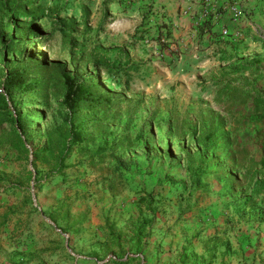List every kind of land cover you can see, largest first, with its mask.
I'll return each mask as SVG.
<instances>
[{"label":"rangeland","instance_id":"rangeland-1","mask_svg":"<svg viewBox=\"0 0 264 264\" xmlns=\"http://www.w3.org/2000/svg\"><path fill=\"white\" fill-rule=\"evenodd\" d=\"M36 4L49 12L45 23H35L32 27L41 34L51 33V38L39 37L29 46L22 43L15 51L0 43V83L6 70L17 60L24 64L44 60L48 67L32 78H48L49 86L43 90L47 91L48 100H41L37 91L23 89L13 92L8 100V113L13 117L20 113L27 121L23 134L27 145L34 149L44 144L46 131L61 122L63 110L55 96L60 82L55 70L63 64L67 71L99 74L104 86L122 91L125 100L118 106L117 122L111 126L113 134L105 137L92 133L88 148L82 153L75 150L67 159L64 171L45 177L43 170L40 185L27 181L26 169L34 170L30 162L20 164L14 159L15 151L0 148V177L5 178L0 182V214L8 212L15 218L14 232L24 226L25 230L38 231L43 223L41 208L49 211L68 199L74 200L70 208L79 203L78 216L87 215L89 220L81 235L68 241V246L73 248L68 250L73 262L78 263L82 258L71 251L116 264H206L210 257L212 264H264V195L256 198L255 205H243L242 191L227 195L219 174H207L203 179L207 183L206 191L190 198H184L183 193L181 197L183 184L188 181L185 170L188 155L203 151L192 131L210 123L217 128L214 137L220 140L205 155L206 161L213 157L214 162L223 161L230 153L225 133L232 138L242 132L244 114H234L235 107L225 110L226 97L217 94L220 84L216 81L226 77L224 73L229 71L231 63L240 62L249 66L248 69L232 72L235 74L231 77L246 88L264 92V61H250L264 58V13L257 15L253 32L236 34L241 39L249 36L250 44L243 42L237 46L233 58L225 53L220 56L217 73H196L188 62V53L182 57L184 47L178 44L181 31L172 30L171 23L154 12L149 2L37 0ZM86 12H89L90 31L79 28L73 33L80 45L71 52L53 30L55 19H79ZM9 17L10 14L4 23ZM240 19L237 21H242L243 16ZM28 21V16L10 18L8 33ZM89 54L103 57L114 68L127 69L130 62H135L139 69L130 73L129 85H125V73L95 68L87 62ZM28 73L35 72L31 68ZM0 91L6 89L0 86ZM124 135L137 138L132 144L124 142L110 152L109 145L118 143ZM243 135L252 138L256 134L251 130ZM97 145L109 147V152L101 162L91 165L88 155ZM224 165L225 173H234L228 163ZM37 167H41L40 162ZM110 181L113 191L109 189ZM16 184L27 186L28 190L22 192ZM55 188L64 192V196L54 202ZM143 193L153 194L158 211L148 243L138 253L132 239L133 219L140 211L148 214L137 203ZM98 201L107 203L106 207L100 210ZM22 219L25 222L20 224ZM109 229L119 235V246L106 240ZM6 241L1 239L2 264L9 261L8 253L11 255V245ZM10 261L12 264L13 260Z\"/></svg>","mask_w":264,"mask_h":264},{"label":"trees","instance_id":"trees-1","mask_svg":"<svg viewBox=\"0 0 264 264\" xmlns=\"http://www.w3.org/2000/svg\"><path fill=\"white\" fill-rule=\"evenodd\" d=\"M36 1L0 0V43L5 48L15 51L22 43L29 46L39 37H45L47 40L51 38V33L41 34L32 27L35 23H45L49 12L45 11L41 5H35ZM8 14L10 17L4 23ZM20 15L28 16V23L23 22L21 25H16L15 30L9 34L10 18ZM88 16L89 12H86L79 19L75 17L55 19L53 30L60 35L69 51H76L80 45L76 36L73 35L75 31L79 28L85 32L90 31ZM102 20L104 21L105 18ZM24 26L27 27L23 28ZM250 61L262 62L264 58H253ZM87 62L97 69H106L109 73H125V85H129L130 73L139 69V64L135 62H130L131 65L127 69L114 68L107 63L106 59L93 54H89ZM248 67L240 62L231 63L229 71L224 73L226 77L216 81V84H220L217 94L226 97L225 110L230 111L235 107L234 114H244L241 134H235L230 138L228 132L225 133V138L228 140L226 145L230 148V153L224 157L223 161L214 162L213 157L206 161L205 155L209 153L212 145L220 140L214 137L217 128L210 123L192 131V136H196L200 140L203 151L195 156L188 155V161L185 163L188 181L183 184L181 197H183V193L185 194L184 198H190L197 192L206 191L207 183L203 182V179L207 174H219L218 177L222 179L224 187H227V195L242 191L245 194L242 199L243 205H255L256 198L264 195V92L246 88L231 77L235 74L232 72L244 71ZM31 68L35 73H28ZM47 69L44 60H36L29 64L17 60L6 70L4 80L0 83V86L6 89V92L0 91V126L2 127L0 148L8 147L15 151L14 159L20 164L30 162L33 165L34 170L26 169V172L28 174L27 181L33 180L35 186L40 185L43 170H45V177L64 171L67 167V159L75 150L82 153L88 148V144L92 140V133L105 137L111 136L113 134L111 126L117 122L118 106L125 100L122 91L106 88L99 74L93 71L86 73L67 71L63 64L55 70L56 78L60 82L55 96L63 110L61 122L46 131L44 144L31 149L23 136L27 121L20 113H17L16 117L8 113V100L11 94L19 89L29 92L37 91L36 95H39L41 100H48L47 91H43L49 86L48 78L32 79ZM258 125L259 127H257ZM251 130L255 132V137L243 135L244 132ZM199 131L200 135H198ZM136 138L137 136L132 138L124 135L118 140V143L109 145L112 148L110 152L114 147L122 146L124 142L132 144ZM109 147L103 148L102 145H97L93 151L89 152V163L96 165L101 162L104 155L109 152L107 151ZM38 162L41 163L40 168L37 167ZM225 163L230 165V169L234 173H225ZM4 179L1 176L0 182ZM109 184V189L113 191L112 181ZM16 185L24 191L28 190L27 186ZM73 201L66 199L49 211L42 210V213L54 221L62 232L68 234L69 242L72 236H80L82 229L86 226L84 222L87 220V215L78 216V212H72L70 205ZM137 203L148 212V214H143L140 211L139 215L133 219L132 239L139 253L145 249L151 236V228L157 218L158 206L152 193L139 195ZM8 218V212L0 214V229ZM103 227L104 225L101 226L102 230H104ZM105 234L109 244L119 246L118 234L110 229ZM212 258L210 257V260ZM210 260L206 264H212ZM121 263L125 264V262Z\"/></svg>","mask_w":264,"mask_h":264},{"label":"crops","instance_id":"crops-1","mask_svg":"<svg viewBox=\"0 0 264 264\" xmlns=\"http://www.w3.org/2000/svg\"><path fill=\"white\" fill-rule=\"evenodd\" d=\"M138 1L149 2L154 8V12L163 15L171 23L172 30L181 31L179 33L181 40L178 41V44L184 47L182 57H186L188 53V62L192 63V70L196 73H217L216 62H219L220 56H224L225 53L234 57L237 46L243 42L250 44L249 36L241 39L236 34H239V31L253 32L257 24V15L264 13V0ZM236 4L242 9V21H236L233 18L232 6ZM198 47H203L204 50H200ZM44 189L45 187L41 190L44 191ZM53 194L54 202L57 198L64 196V192H60L58 188H55ZM106 205L107 203L103 204L98 201L100 210ZM80 208L79 203H76V206L71 210L76 213L80 211ZM38 209L40 210V207ZM41 209L43 210V208ZM41 215L43 223L42 228L38 231L25 230L24 226L20 227L18 232H14L16 221L9 213L8 220L0 229V258L3 254L1 239L5 238L6 242L11 245V247L9 246L11 255L8 253L9 261H5L4 264H10V260H13L12 264H116V262H100L95 256L73 251L71 253L80 256L82 261L80 259H78V263L71 261L68 250L73 248L68 246V234L62 232L46 214L42 213ZM88 221L87 219L84 224L86 225ZM22 222L25 221L23 219L19 221L20 224ZM65 235H67L66 238H64ZM20 239L23 240L21 244L17 243V240Z\"/></svg>","mask_w":264,"mask_h":264},{"label":"built area","instance_id":"built-area-1","mask_svg":"<svg viewBox=\"0 0 264 264\" xmlns=\"http://www.w3.org/2000/svg\"><path fill=\"white\" fill-rule=\"evenodd\" d=\"M232 15L236 21L239 20L243 15L242 10L239 8L237 4L232 6Z\"/></svg>","mask_w":264,"mask_h":264}]
</instances>
